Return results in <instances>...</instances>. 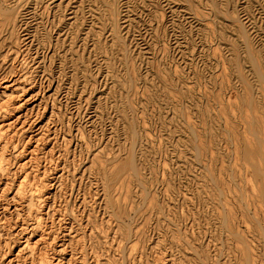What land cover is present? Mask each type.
I'll use <instances>...</instances> for the list:
<instances>
[{"label":"rangeland","instance_id":"1","mask_svg":"<svg viewBox=\"0 0 264 264\" xmlns=\"http://www.w3.org/2000/svg\"><path fill=\"white\" fill-rule=\"evenodd\" d=\"M0 264H264V0H0Z\"/></svg>","mask_w":264,"mask_h":264}]
</instances>
